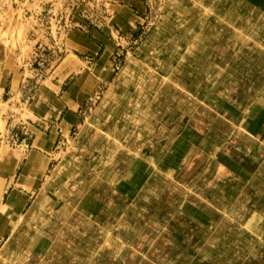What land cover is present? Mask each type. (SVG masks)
I'll list each match as a JSON object with an SVG mask.
<instances>
[{"label":"rangeland","instance_id":"rangeland-1","mask_svg":"<svg viewBox=\"0 0 264 264\" xmlns=\"http://www.w3.org/2000/svg\"><path fill=\"white\" fill-rule=\"evenodd\" d=\"M66 1L73 15L78 11L82 20H95L93 23L98 24L105 17V3L119 0ZM197 2L202 4L201 7L197 6ZM147 4V11L137 21L135 29L125 34L127 39L119 41L121 45L111 56L113 75L102 86L99 94L87 103L82 126L73 131L68 142L57 149L59 157L47 178L62 162L64 165L70 161L66 171H73L74 166L78 167L89 160L90 140L85 141L76 153L72 142L86 120L99 107L110 84L124 71L128 58L136 54L148 39L150 45L144 55L141 77L134 82L140 89L134 88L129 96L138 100L140 105L136 109H126V117L122 112L125 107H132L129 103L117 112L116 120L119 123L116 134L125 131L120 143L126 148L117 149L116 163L124 166L133 161L134 157L131 154L130 158L128 151L138 157L158 161L171 149V143L179 132L188 126L199 130L228 153L242 158L243 163L252 169L253 178L240 184L211 167L208 157L193 156L177 178H154V183L131 202L107 195L109 208L99 222L77 215L74 210L77 195L64 194L69 188L63 187V184L57 185L56 189L51 190L55 193L50 195L51 192H48L41 198L25 223L29 229L36 226L31 237L43 235L50 239L51 246L47 253L42 251L41 256L37 254L35 257L32 251L17 245L9 250V255L5 254L0 259V264H264V135L258 139V143L254 142L218 110L219 105L225 103L224 100L241 108L260 101L264 105V0H147ZM28 17H25V22L29 21ZM42 18L43 15L35 17V29L44 23ZM47 21L46 28L49 31L51 24ZM73 28L69 22H63V34ZM33 37L31 30L29 39ZM53 42L56 43V39ZM255 53L259 56L256 57ZM61 55L60 52L55 54L53 49L51 53L48 46L40 44L36 46L31 60L24 65L32 72L42 74L43 69ZM140 79L141 82L137 84ZM30 80L35 85L41 82L39 76ZM18 139V135L13 136L12 141L8 139L7 142L10 140L11 144L9 147L15 148ZM102 146L103 142L98 140L95 147ZM71 155L73 158L70 160ZM87 177L92 179L90 175ZM200 192H203V196ZM59 193H63V196L56 199ZM186 201L199 202L213 212L217 217L213 227L203 229L185 220L180 214V206ZM253 219L262 221L256 234H252L248 228ZM44 248V245H40L39 250ZM252 252L257 254L254 256Z\"/></svg>","mask_w":264,"mask_h":264},{"label":"crops","instance_id":"crops-1","mask_svg":"<svg viewBox=\"0 0 264 264\" xmlns=\"http://www.w3.org/2000/svg\"><path fill=\"white\" fill-rule=\"evenodd\" d=\"M147 5V0L105 3L103 21L94 24L95 20H82L78 11L73 15L66 0H0V249L34 203L37 192L59 157L57 149L82 126L87 103L99 94L106 79L112 75L107 78L93 75L98 63L107 53L110 62L114 50L121 45L118 41L127 39L125 34L135 29L137 21L147 11ZM27 15L29 21L25 22ZM38 15H43L45 21L35 29ZM47 20L51 24L49 31ZM63 22L74 26L70 34H63ZM31 30L34 37L29 39ZM71 35L77 39H71V42L80 44L85 51L67 46L66 39ZM40 44L48 46L51 53L52 49L55 54L62 53L49 68L43 69L42 74L32 72L24 65ZM38 76L39 84L28 81ZM224 101L219 110L230 118L235 128L253 140L262 138L264 105L252 103L249 108H241ZM13 134L19 136L15 148L9 147L10 140L7 142L16 136ZM173 144L158 161L138 157L124 166L117 163L110 172L100 170L93 180L92 190L75 204V212L86 220L97 219L103 215L107 195L135 200L154 183V178L175 179L194 155L209 156L211 167L240 184L252 178V169L243 163L242 158L228 153L192 128L179 132ZM180 208L183 218L194 226L212 228L217 221L215 214L200 204L186 201ZM42 251L45 248L38 253Z\"/></svg>","mask_w":264,"mask_h":264},{"label":"bare ground","instance_id":"bare-ground-1","mask_svg":"<svg viewBox=\"0 0 264 264\" xmlns=\"http://www.w3.org/2000/svg\"><path fill=\"white\" fill-rule=\"evenodd\" d=\"M227 2V1H226ZM184 3V2H183ZM198 7H201V3H196ZM168 6V5H167ZM207 7V6H206ZM239 7V6H238ZM183 8V7H182ZM203 9V8H202ZM231 9V8H230ZM245 9V8H244ZM264 9V8H263ZM219 10V9H218ZM168 11V10H167ZM166 11V13H167ZM171 12V11H170ZM174 12V11H173ZM244 12V11H243ZM187 13V12H185ZM184 13V14H185ZM229 13V12H228ZM126 14V13H125ZM171 14V13H170ZM196 14V13H195ZM230 14V13H229ZM234 14V13H233ZM232 14V15H233ZM241 15V14H240ZM242 16V15H241ZM262 16V15H261ZM177 17V16H176ZM123 18V17H122ZM171 18V16H170ZM206 19V18H205ZM175 21V20H174ZM235 21V20H234ZM253 21V20H252ZM259 21V20H258ZM108 22V21H107ZM126 22V21H125ZM197 22V21H196ZM215 22V21H214ZM260 22V21H259ZM170 23V22H169ZM252 23V22H251ZM163 25V24H162ZM191 25V24H190ZM104 26V25H103ZM159 26V25H157ZM258 26V25H256ZM105 27V26H104ZM226 27V26H225ZM228 27V26H227ZM160 28V27H159ZM216 29V28H215ZM240 29V28H239ZM261 29V28H259ZM158 30V29H157ZM166 30V29H165ZM159 31V30H158ZM252 31V30H251ZM177 32V31H176ZM260 32V31H259ZM171 33V32H170ZM228 33V32H227ZM244 33V32H243ZM262 33V32H261ZM70 34V33H69ZM117 34V33H116ZM216 34V33H215ZM229 34V33H228ZM115 35V34H114ZM178 35V34H177ZM69 36L67 37L66 40L67 41V46L69 48H72V49H77L79 51H85L83 49V47L79 44H76V42L72 43L71 42V39L72 41L73 40H77L75 38V36ZM78 36V35H77ZM158 36V35H157ZM181 36V35H180ZM217 36V35H216ZM64 38V36H63ZM66 38V37H65ZM64 38V39H65ZM151 38V37H150ZM215 38V37H213ZM212 38V39H213ZM223 38V37H222ZM152 39V38H151ZM192 39V38H191ZM221 39V38H220ZM114 40V39H113ZM121 40V39H120ZM119 40V41H120ZM118 41V42H119ZM144 41V40H143ZM79 42V41H78ZM116 42V41H115ZM157 42V41H156ZM170 42V41H169ZM190 42V41H189ZM229 42V41H228ZM246 42V41H245ZM248 42V41H247ZM125 43V42H124ZM255 43V42H254ZM82 44V43H81ZM157 44V43H156ZM256 44V43H255ZM150 45V42H149V39L143 43L140 47V49H138L137 53L134 54V55H131L128 60H127V65L124 69V71L121 73V75L113 81L112 84H110L107 92L104 94L101 102H100V105L99 107L96 109V111L94 113H92V115L86 120L84 126L80 129V132L78 133L77 135V138L74 140V142H72V148L74 149V152L76 153L80 148H81V145L85 142V141H88L90 140V145H89V151H90V155H89V160L86 161V163L84 164H81L77 167L76 165V162H75V165L73 167V171H66L67 170V165L70 164L69 162L65 163L63 165V162L57 167H55V170L53 171V174L51 177H48L47 178V181L45 184H43V186H41L42 188L40 189L39 191V195H38V198L35 200V202L33 203V205L30 207V209L28 210V212L24 215L23 219L21 217V219L19 220V222L17 223V227L15 228V230L13 231L12 235L10 236V239L9 241L7 242V244H5V246L3 248L0 249V259H3L5 257V254H7L9 252V250H11V248H15V246H21V247H25L26 249H28L29 251H32V255L36 257V255L38 254L39 256L40 253L39 252V247L40 245H44V247L46 248V252L44 251V253L46 254L47 251L49 250V247L51 246L50 244V239L46 236H43L41 235V237H31L32 234L36 231L35 230V227L36 226H33L32 228H28V226L25 225V223L27 222V218L29 217V214H31V211H33V209L37 206V204L39 203V201L41 200L42 197H44L48 192H51V190H54L56 189V186H60V184H63V187H68V191L67 192H64L65 193H68V195H72L73 197H75L77 195V199L74 203V210H75V204L77 203V201L85 194L89 191V190H92V185H93V180L96 178L97 174L99 173V171L101 170L102 172L103 171H111V167H115L117 165L116 163V155L115 153L118 151L117 149L123 147L124 149L126 148L125 145H121L120 142L122 137L125 136V131H123L122 133H119L118 135L116 134V130H117V124L119 123L118 120H116L117 118V112L119 110V108L123 107V105H126L127 103H129L128 105L129 106H132V107H125L124 111L122 112V114L124 115V117H126V109H136L139 107L140 105V102L136 99H134L133 97H129L131 95V92L134 90V88H137V89H140L138 86H135L134 85V82H136V79L139 77H141V68L142 66L144 65V55L146 52V49L148 48V46ZM164 45V44H163ZM238 45V44H237ZM247 45V44H246ZM254 45V44H253ZM50 46V45H49ZM231 46V44H230ZM242 46V45H241ZM161 47V46H160ZM176 47V46H175ZM193 47V46H192ZM256 47V46H255ZM191 48V47H190ZM247 48V47H246ZM245 48V50H246ZM111 49V47H110ZM251 50V49H249ZM93 51V50H92ZM165 51V50H164ZM226 51V50H225ZM216 52V51H215ZM255 52V51H254ZM253 52V53H254ZM82 53V52H81ZM151 53V52H150ZM259 53V52H258ZM258 53L255 55L257 57ZM170 54V53H169ZM236 54V53H235ZM260 54V53H259ZM246 55V54H245ZM182 56V55H181ZM197 56V55H196ZM233 56V55H232ZM259 56V55H258ZM249 57V56H247ZM108 53L105 54L102 58V60L100 61V63H98L97 65V68L95 69L94 71V74L95 76L97 77H103V78H107L109 74L112 73L113 75V72H114V68L112 66V64L108 63ZM127 58V57H126ZM180 58V57H179ZM236 58V57H235ZM7 59V58H6ZM249 59V58H248ZM259 59V57H258ZM264 59V58H263ZM192 60V59H191ZM250 60V59H249ZM231 61V60H229ZM260 61V59H259ZM257 60V62H259ZM194 62V61H193ZM241 62V61H240ZM230 64V63H229ZM244 64V63H243ZM257 64V63H256ZM255 64V65H256ZM176 65V63H175ZM228 66V65H227ZM257 66V65H256ZM255 66V67H256ZM183 67V66H182ZM181 67V68H182ZM185 67V66H184ZM235 67V66H234ZM264 67V66H263ZM56 68V67H55ZM54 68V69H55ZM109 68L111 70V72L109 71ZM156 68V67H155ZM262 68V67H261ZM116 69V68H115ZM254 69V68H253ZM113 70V71H112ZM155 70V69H154ZM184 70V69H183ZM259 70V69H258ZM202 71V70H201ZM235 71V70H234ZM244 71V70H243ZM106 72V73H105ZM172 72V71H171ZM200 72V71H199ZM247 72V71H246ZM261 72H262V69H261ZM105 73V75H103ZM256 73V72H254ZM246 74V73H245ZM244 74V75H245ZM260 74V73H259ZM262 74V73H261ZM112 75H109V78L106 79L105 83H107L111 76ZM258 75V73H257ZM252 76V75H251ZM259 76V75H258ZM263 76V75H262ZM168 77V76H167ZM223 77V76H222ZM243 77V76H242ZM260 77V76H259ZM163 78V77H162ZM221 78V77H219ZM233 78V77H232ZM249 78V77H248ZM246 79V78H245ZM253 79V77H252ZM262 79V78H261ZM80 80V79H79ZM177 80H180V79H177ZM195 80V79H194ZM233 80V79H232ZM264 80V79H263ZM151 81V80H150ZM191 81V80H190ZM242 81V80H241ZM83 82V81H82ZM141 82V79L140 81L137 82L140 83ZM194 82V81H192ZM249 82V81H248ZM251 82V81H250ZM100 83V82H99ZM160 83V82H159ZM173 83V82H172ZM242 83V82H241ZM253 83V82H252ZM158 84V83H157ZM249 84V83H248ZM143 85V84H142ZM189 85V84H188ZM260 85V84H259ZM141 86V85H140ZM217 86V85H216ZM252 86V85H251ZM257 86V85H256ZM174 87V86H173ZM176 88V87H175ZM194 88V87H193ZM255 88V87H254ZM160 89V88H159ZM182 90V89H181ZM208 90V89H207ZM214 90V89H213ZM247 90V89H246ZM155 93V92H154ZM218 93V92H217ZM226 93V92H225ZM264 93V92H263ZM86 94V93H85ZM138 95V94H137ZM184 95V94H183ZM189 95V94H188ZM206 95V94H205ZM95 96V95H94ZM217 96V95H216ZM241 96V95H240ZM164 97V96H163ZM233 97V96H232ZM188 98V97H187ZM206 98V97H205ZM234 98V97H233ZM224 99V98H223ZM242 99V98H241ZM234 100V99H233ZM228 101V100H227ZM244 101V100H243ZM260 101V100H259ZM204 102V101H203ZM261 102V101H260ZM259 102V104H260ZM249 103V102H248ZM263 103V101H262ZM213 104V103H212ZM263 105V104H262ZM181 106V105H180ZM201 106V105H200ZM213 106V105H212ZM245 106V105H244ZM3 107V106H2ZM177 107V106H176ZM249 108V106L247 107ZM169 109V107H168ZM205 109V107H204ZM222 109V107H221ZM219 110V109H218ZM241 110V109H240ZM250 110V109H249ZM128 111V110H127ZM163 111V110H162ZM209 111V110H208ZM182 112V111H181ZM226 112V110H225ZM251 112V111H250ZM183 113V112H182ZM120 115V113H119ZM199 115V114H198ZM211 115V114H210ZM215 115V114H213ZM241 115V114H240ZM144 116V115H143ZM209 116V115H208ZM230 115H228L229 117ZM119 117V116H118ZM147 117V116H146ZM241 117V116H240ZM191 118V117H190ZM232 118V117H231ZM209 119V118H208ZM216 119L218 121H220L217 116H216ZM228 119V118H227ZM230 119V118H229ZM202 120V119H201ZM210 120V119H209ZM203 121V120H202ZM231 121V120H230ZM240 121V120H239ZM129 122V121H128ZM211 122V121H210ZM235 122V121H234ZM157 123V122H156ZM201 123V122H200ZM231 123V122H230ZM127 124V123H126ZM200 125V124H199ZM207 125V124H206ZM210 125V124H209ZM208 125V127H209ZM216 125V124H215ZM221 125V124H220ZM226 125V124H225ZM223 125V126H225ZM228 125V124H227ZM231 125V124H230ZM234 125V124H233ZM247 125V124H246ZM250 125V124H249ZM144 126V125H143ZM178 127V126H177ZM226 127V126H225ZM249 127V126H248ZM144 127H142L143 129ZM187 129V128H190L188 126H185L182 131L184 129ZM213 128V126H212ZM220 128V127H219ZM229 128V127H228ZM250 128V127H249ZM218 129V128H217ZM216 129V131H217ZM225 129V128H224ZM193 131H198L197 129L195 128H192ZM227 130V129H226ZM134 131V130H133ZM220 131V130H219ZM229 131V130H228ZM236 131V129H235ZM249 131V130H247ZM35 132V131H34ZM179 132V131H178ZM221 132V131H220ZM183 133V132H182ZM204 133V131H203ZM235 133V132H234ZM144 134V133H143ZM221 134V133H220ZM226 134V133H225ZM237 134V133H236ZM133 135V134H132ZM219 135V134H218ZM239 135V134H238ZM245 135V134H244ZM254 135V134H253ZM232 136V135H231ZM235 136V135H234ZM38 137V136H37ZM176 137V136H175ZM174 137V138H175ZM190 138V137H189ZM204 138V137H203ZM235 138V137H234ZM233 138V139H234ZM249 138V137H248ZM37 139V138H36ZM137 139V138H136ZM176 139V138H175ZM233 139H230V140H233ZM236 139V138H235ZM250 139V138H249ZM99 140L103 142V146L102 148H96L95 145L97 143V141ZM224 140V138H223ZM226 140V139H225ZM149 141V140H148ZM175 141V140H174ZM173 141V143H174ZM239 141V140H238ZM241 141V140H240ZM246 141V140H245ZM262 141V140H261ZM3 142V141H2ZM229 142V141H228ZM254 142L258 143L259 140H255L254 139ZM37 143V142H36ZM124 143V142H123ZM171 143V144H173ZM232 143V142H231ZM244 143V142H243ZM148 144V143H147ZM187 144V143H186ZM233 144V143H232ZM5 145V144H3ZM2 145V146H3ZM174 145V144H173ZM172 145V146H173ZM179 145V144H178ZM145 146V145H144ZM198 146V144H197ZM208 146V145H207ZM6 147V146H5ZM98 147V145H97ZM199 147V146H198ZM95 148V149H94ZM202 149V148H201ZM11 150V149H10ZM183 150V149H182ZM186 150V149H184ZM224 150V149H223ZM126 151V150H125ZM210 151V150H209ZM221 151V150H219ZM230 151V150H229ZM152 152V151H151ZM178 152V151H177ZM237 152V151H236ZM14 153V152H13ZM70 153V152H69ZM74 153V154H75ZM153 153V152H152ZM183 153V152H182ZM196 153V152H195ZM239 153V152H238ZM261 153V151L259 152ZM18 154V153H17ZM20 154V153H19ZM88 154V153H87ZM128 154H129V157L131 158V154L132 156L134 157V159L138 158V155L137 154H134L133 155V152L131 151V153L128 151ZM167 154V153H166ZM173 154V153H172ZM181 155V153H180ZM194 155V154H193ZM223 155V154H222ZM260 155V154H259ZM173 156V155H172ZM176 156V154H175ZM195 156V155H194ZM205 156V155H204ZM207 156V155H206ZM218 156V155H217ZM171 157V156H170ZM209 157V156H208ZM261 157V156H260ZM70 160L73 158V156L71 155V157H69ZM85 158V157H84ZM174 158V156L172 157V159ZM194 158V157H193ZM203 158V157H202ZM86 159V158H85ZM156 159V158H155ZM178 159V158H177ZM212 159V158H211ZM226 159V158H225ZM230 159V158H229ZM264 159V158H263ZM228 160V159H227ZM231 160V159H230ZM138 161V160H137ZM162 161V160H161ZM169 161V160H168ZM180 161V160H178ZM196 161V160H195ZM199 161V159H198ZM213 161V160H212ZM229 161V160H228ZM227 161V162H228ZM131 162V161H130ZM116 163V164H115ZM137 163V162H136ZM143 163V162H142ZM156 163V162H155ZM218 163V162H217ZM233 163V162H232ZM170 164V163H169ZM172 164V163H171ZM183 164V163H181ZM191 164V163H190ZM215 164V162H214ZM228 164V163H227ZM32 165V164H31ZM34 165V164H33ZM205 165V164H204ZM216 165V164H215ZM218 165V164H217ZM220 165V164H219ZM231 165V164H230ZM137 166V165H136ZM170 166V165H169ZM174 166V165H173ZM183 166V165H182ZM188 166V165H187ZM190 166V165H189ZM213 166V165H212ZM235 166V165H234ZM71 167V166H70ZM224 167V166H223ZM236 167V166H235ZM137 168V167H136ZM168 168V167H167ZM185 168V167H184ZM244 168V167H243ZM190 169V168H189ZM240 169V168H239ZM238 169V170H239ZM250 169V168H249ZM71 170V169H70ZM131 170V169H130ZM136 170V169H135ZM180 170V169H179ZM219 170V169H218ZM235 170V169H234ZM181 171V170H180ZM209 171V170H208ZM264 171V170H263ZM68 172V173H67ZM70 172V173H69ZM129 172V171H127ZM135 172V171H134ZM133 172V173H134ZM105 173V172H104ZM107 173V172H106ZM142 173V172H141ZM163 173V172H162ZM168 173V172H167ZM205 173V172H204ZM217 173V172H216ZM220 173V172H219ZM161 174V172H160ZM169 174V173H168ZM263 174V173H262ZM87 175H90V177H92V179L90 178H86ZM104 175V174H103ZM127 175V174H126ZM143 175V174H142ZM191 175V174H190ZM164 176H166L164 174ZM198 176V175H197ZM258 176V175H257ZM113 177V176H112ZM124 177V176H123ZM264 177V176H263ZM131 178V177H130ZM177 178V177H176ZM253 178V177H252ZM103 179V178H102ZM140 179V178H139ZM195 179V178H194ZM198 179V178H197ZM257 179V178H256ZM110 180V179H109ZM145 180V179H144ZM156 180V179H155ZM138 181V180H137ZM146 181V180H145ZM208 181V180H207ZM156 182V181H155ZM213 182V181H212ZM257 182V181H256ZM254 182V184L256 183ZM260 182V181H259ZM258 182V183H259ZM113 183V182H112ZM136 183V182H135ZM191 183V182H190ZM189 183V184H190ZM223 183V182H222ZM120 184V183H119ZM156 184V183H155ZM209 184V183H208ZM211 184V183H210ZM224 184V183H223ZM263 184V183H262ZM143 185V184H142ZM180 185V184H179ZM193 185V184H192ZM248 186V185H247ZM263 186V185H262ZM86 187V188H85ZM118 187V186H117ZM121 187V186H119ZM251 187V186H250ZM48 188H49V191H48ZM133 188V187H132ZM154 188V187H153ZM205 189V187H203ZM211 188V187H210ZM209 188V189H210ZM252 188V187H251ZM120 189V188H119ZM140 189V188H139ZM208 189V191H210ZM158 190V189H157ZM192 190V189H191ZM155 191V190H154ZM56 191H52L50 193V195L52 193H55ZM157 192V191H156ZM185 192V191H184ZM128 193V192H127ZM135 193V192H134ZM206 193V192H205ZM261 193V192H260ZM162 194V193H161ZM191 194V193H190ZM203 192L201 193L200 192V195H202ZM55 195V194H54ZM199 195V196H200ZM215 195V194H214ZM63 196V193H59L57 196H56V199L57 197L61 198ZM185 196V195H184ZM191 196V195H190ZM203 196V195H202ZM69 198H71V196H68ZM133 197V196H132ZM193 197V196H192ZM197 197V195H196ZM195 197V198H196ZM205 197V195H204ZM189 198V197H188ZM191 198V197H190ZM223 198V197H222ZM262 198V197H261ZM45 199V198H44ZM183 199V198H182ZM187 199V198H186ZM200 199V198H199ZM48 200V199H47ZM106 203H105V210L108 209V204H109V200L108 198L106 199ZM189 200H192V199H189ZM197 200V199H195ZM122 201V200H121ZM58 202V201H57ZM131 202V201H130ZM203 202V201H202ZM227 202V201H226ZM167 203V202H166ZM177 203V202H176ZM199 203V202H198ZM197 203V204H198ZM205 203V202H204ZM42 205V203H41ZM56 205V204H55ZM54 205V206H55ZM131 205V204H130ZM186 205V204H185ZM207 205V204H206ZM119 206V205H118ZM196 206V204H195ZM198 206V205H197ZM201 207V206H200ZM210 207V206H209ZM260 207V206H259ZM222 208V207H221ZM247 208V207H246ZM116 209V208H115ZM181 209V208H180ZM196 209V208H195ZM201 209V208H200ZM105 210L103 211V214L105 212ZM193 210V209H191ZM215 210V209H214ZM199 211V210H198ZM213 211V210H212ZM118 212V211H117ZM179 212V211H178ZM114 213V211H113ZM148 213V212H147ZM183 213V212H182ZM195 213V212H194ZM140 214V213H138ZM236 214V213H235ZM14 215V214H13ZM78 215V214H77ZM112 215V214H111ZM183 215V214H182ZM49 216V215H48ZM138 216V215H137ZM191 216V215H190ZM202 216V215H200ZM81 217V216H80ZM103 217L100 216L99 218L97 219H93V220H89V221H98L100 220V218ZM83 218V217H82ZM234 218V217H233ZM85 219V218H84ZM230 219V218H229ZM263 219V218H262ZM18 220V219H17ZM255 219H253L251 221V223L248 225V228H249V231L252 233V234H256L258 231H259V227H260V224L261 222L259 221H254ZM49 221V220H48ZM84 221V220H83ZM194 221V220H193ZM230 222V221H229ZM145 223V222H144ZM152 223V222H151ZM24 224V225H23ZM107 224V223H106ZM229 224V223H228ZM244 224V223H243ZM41 225V224H40ZM240 225V224H239ZM26 226V228H25ZM134 226V225H133ZM200 226V225H199ZM204 226V225H203ZM3 227V225H2ZM6 227V226H5ZM202 228V226H200ZM205 227V226H204ZM210 227V226H209ZM1 228V227H0ZM25 228V229H24ZM42 228L44 229V225H42ZM132 228V227H131ZM261 228V227H260ZM7 229V228H6ZM5 229V230H6ZM157 229H160V228H157ZM205 229V228H203ZM215 229V228H213ZM57 230V229H56ZM130 231V230H129ZM189 231V230H188ZM131 232V231H130ZM179 232V231H178ZM177 232V233H178ZM200 232V230H199ZM168 233V232H167ZM210 233V232H209ZM229 233V232H228ZM227 233V234H228ZM73 235V234H72ZM125 235V234H124ZM167 235V234H166ZM213 235V234H212ZM215 235V234H214ZM218 235V234H217ZM216 235V236H217ZM225 235V234H224ZM182 236V235H181ZM243 236V235H242ZM126 237V236H125ZM183 237V236H182ZM251 237V236H250ZM170 238V237H169ZM232 238V237H231ZM216 239V238H215ZM225 239V238H224ZM183 240V238H182ZM209 240V239H208ZM242 240V239H241ZM252 240V239H251ZM261 240V239H260ZM142 241V240H141ZM176 241V240H175ZM227 241V240H226ZM234 241V240H233ZM124 242V241H123ZM154 242V241H153ZM174 242V241H173ZM188 242V241H187ZM224 242V241H223ZM253 242V240H252ZM258 242V241H257ZM89 243V242H88ZM134 243V242H133ZM191 243V242H190ZM209 243V242H208ZM254 243V242H253ZM263 243V242H262ZM148 244V243H147ZM194 244V243H193ZM240 244V243H239ZM251 243H249L250 245ZM252 245V244H251ZM263 245V244H262ZM57 246V245H56ZM148 246V245H147ZM188 246V245H187ZM192 246V245H191ZM176 247V246H175ZM186 247V246H185ZM263 247V246H262ZM72 248V247H71ZM127 248V247H126ZM171 248V247H170ZM178 248V247H177ZM175 248V249H177ZM260 248V247H259ZM258 248V249H259ZM25 249V250H26ZM150 249V248H149ZM165 249V248H164ZM191 249V248H190ZM253 249V248H252ZM17 250V249H16ZM22 250V249H21ZM55 250V249H54ZM185 250V249H184ZM228 250V249H226ZM14 251V250H13ZM62 251V250H61ZM191 251H193L191 249ZM200 251V250H199ZM258 251V250H257ZM260 251V250H259ZM19 252V251H18ZM99 252V251H98ZM133 252V251H132ZM153 252V251H152ZM156 252V251H155ZM221 252V251H219ZM229 252V251H228ZM254 252V251H253ZM252 252V253H253ZM64 253V252H63ZM209 253V252H208ZM225 253V252H224ZM257 254V252H255ZM255 253L254 256H255ZM16 254V253H15ZM55 254V253H54ZM69 254V253H68ZM9 255V254H7ZM14 255V254H13ZM84 255V254H83ZM136 255V254H135ZM201 255V254H200ZM12 256V255H11ZM18 256V255H17ZM184 256V255H183ZM186 256V255H185ZM190 256V255H189ZM223 256V255H222ZM252 256V257H254ZM14 257V256H13ZM153 257V256H152ZM173 257V256H172ZM224 257V256H223ZM228 257V255H227ZM264 257V256H263ZM100 258H101V255H100ZM122 258V257H121ZM209 258V257H208ZM230 258V257H229ZM258 258V257H257ZM69 259V258H68ZM118 259V258H117ZM171 259V258H170ZM191 259V258H190ZM189 259V260H190ZM197 259V258H196ZM195 259V260H196ZM228 259V258H227ZM264 259V258H263ZM99 260V259H98ZM206 260V259H205ZM256 260V259H254ZM13 261V260H11ZM121 261V260H120ZM123 261V259H122ZM129 261V260H128ZM175 262V261H174ZM208 263V261H206ZM223 262V261H221ZM255 262V261H254ZM253 262V263H254ZM264 262V261H263ZM129 263V262H128ZM189 263V262H188ZM192 264V263H191ZM198 264V263H197ZM224 264V262H223ZM231 264V263H230Z\"/></svg>","mask_w":264,"mask_h":264}]
</instances>
